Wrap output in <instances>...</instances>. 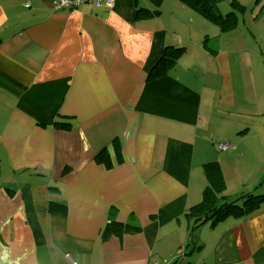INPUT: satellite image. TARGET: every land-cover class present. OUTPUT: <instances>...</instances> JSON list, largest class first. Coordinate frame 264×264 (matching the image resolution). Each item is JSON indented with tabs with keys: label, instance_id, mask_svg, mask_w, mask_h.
<instances>
[{
	"label": "crops",
	"instance_id": "1",
	"mask_svg": "<svg viewBox=\"0 0 264 264\" xmlns=\"http://www.w3.org/2000/svg\"><path fill=\"white\" fill-rule=\"evenodd\" d=\"M113 1L0 0V264H264V0H229L225 32L179 0ZM167 47L186 51L150 78ZM211 163L261 203L193 231Z\"/></svg>",
	"mask_w": 264,
	"mask_h": 264
},
{
	"label": "trees",
	"instance_id": "2",
	"mask_svg": "<svg viewBox=\"0 0 264 264\" xmlns=\"http://www.w3.org/2000/svg\"><path fill=\"white\" fill-rule=\"evenodd\" d=\"M185 6L198 12L207 21L217 25L221 31L225 32L237 26L240 13L244 12V7L238 2H233L232 9L225 15L219 11V4L224 0H179ZM185 48L167 47L165 54L150 75V78L165 77L168 72L177 64L180 57L185 53ZM205 173L210 179L204 191L203 201L189 211V217L194 219L193 231L200 226L211 223L212 226L228 217L245 218L259 209L261 203L259 197L255 195H244L238 199L230 201L221 194L218 187L223 186L224 179L219 166L211 163L206 166ZM241 203V204H240ZM119 230V229H118ZM126 230L130 228L126 227Z\"/></svg>",
	"mask_w": 264,
	"mask_h": 264
},
{
	"label": "built area",
	"instance_id": "3",
	"mask_svg": "<svg viewBox=\"0 0 264 264\" xmlns=\"http://www.w3.org/2000/svg\"><path fill=\"white\" fill-rule=\"evenodd\" d=\"M113 0H53V8L56 11L62 10H72L76 9L83 4H91L97 7L106 5L111 7L113 5ZM29 7V5H27ZM231 148L229 143H221L218 146L220 151H227ZM185 258V251L180 250V260Z\"/></svg>",
	"mask_w": 264,
	"mask_h": 264
},
{
	"label": "rangeland",
	"instance_id": "4",
	"mask_svg": "<svg viewBox=\"0 0 264 264\" xmlns=\"http://www.w3.org/2000/svg\"><path fill=\"white\" fill-rule=\"evenodd\" d=\"M228 9L231 10L230 6H229V0H224L221 4H219V11L221 14L225 15V11ZM212 130H211V140H213L214 143H216V145H218L219 143H225V123L223 122H216L213 124L212 126ZM219 153H223L218 151ZM199 179V183L206 187L207 185L210 184V181H208L207 176L204 174V172L198 176ZM210 180V179H209ZM195 239V238H194Z\"/></svg>",
	"mask_w": 264,
	"mask_h": 264
}]
</instances>
